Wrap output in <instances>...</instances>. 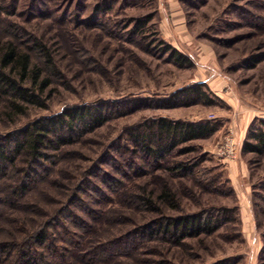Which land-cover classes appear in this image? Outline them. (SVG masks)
Masks as SVG:
<instances>
[{
  "label": "rangeland",
  "instance_id": "rangeland-1",
  "mask_svg": "<svg viewBox=\"0 0 264 264\" xmlns=\"http://www.w3.org/2000/svg\"><path fill=\"white\" fill-rule=\"evenodd\" d=\"M0 10L1 41L37 39L54 61L39 63L52 83L36 104L21 111L0 99V144L81 107L107 119L46 151L27 193L11 198L25 157L0 177V243H20L55 216L75 232L78 216L87 241L126 238L98 264H264V156L242 151L251 123L264 119V0H0ZM198 83L202 94L179 93ZM162 118L214 131L156 163L133 135ZM232 142L234 160L223 155ZM164 191L170 200L160 202ZM144 192L154 205H142ZM192 214L217 217L216 227L179 242L142 236L158 217ZM53 226L66 245L67 231Z\"/></svg>",
  "mask_w": 264,
  "mask_h": 264
},
{
  "label": "trees",
  "instance_id": "trees-1",
  "mask_svg": "<svg viewBox=\"0 0 264 264\" xmlns=\"http://www.w3.org/2000/svg\"><path fill=\"white\" fill-rule=\"evenodd\" d=\"M32 41V45L25 46L12 40L4 42L0 40V99L7 97L11 109L21 110V107L27 104H36L41 97L40 94L52 83L43 77L48 71L39 65V63L46 64L48 67L53 65L50 50L39 40ZM167 50L175 55L173 58L179 64L190 63L189 58L171 46H168ZM28 81L30 85L26 84ZM203 85L198 83L194 88H188L179 93L191 90L194 94H202ZM106 121L105 115L100 110L81 107L70 111L69 114H58L38 120L32 127L22 129L16 135H7L6 144H0V177L5 175L9 168L17 165L21 157L27 159V168L23 169V177L19 178L20 182L15 186L11 198L21 196L32 189L39 178L37 169H43L42 161L46 151L55 147L58 149L61 145L68 143L72 137L88 129L100 127ZM146 129L134 133V143L145 157L156 163L165 160V157L181 143L203 139L214 131L209 124L203 122H173L164 118L152 123ZM242 151L255 156H264V119L254 120L251 123ZM178 167L186 172L190 171L187 164L182 163ZM170 197L168 192L164 191L159 195L158 200L166 202L170 200ZM138 199L146 207L154 205L153 196L145 192ZM62 213L60 211L59 215ZM61 217L63 216L51 217L36 231L27 233L20 243L14 241L0 243V264L10 262L12 259L17 264H67L71 256L87 263L98 264L115 256L126 245V238L103 243L87 241L84 237L87 225L82 222V219L78 216L72 217L71 222L78 228L74 232L61 225ZM54 224L67 231L68 239L61 240L67 246H58V240L54 236L56 230H51L55 228ZM216 224L215 216H201V214L161 216L144 227L142 236L148 237L147 239L169 237L179 242L187 237L212 232ZM79 230L83 231L82 234H79ZM138 233L135 232V234ZM13 254L15 257L12 256ZM213 264H232V261L224 259Z\"/></svg>",
  "mask_w": 264,
  "mask_h": 264
},
{
  "label": "built area",
  "instance_id": "built-area-1",
  "mask_svg": "<svg viewBox=\"0 0 264 264\" xmlns=\"http://www.w3.org/2000/svg\"><path fill=\"white\" fill-rule=\"evenodd\" d=\"M233 142H234V140H233ZM233 142L231 144L228 143L227 147H231V148L223 153V155H225L227 157V159H230V160H234L235 157H236V152H235V148H234Z\"/></svg>",
  "mask_w": 264,
  "mask_h": 264
}]
</instances>
